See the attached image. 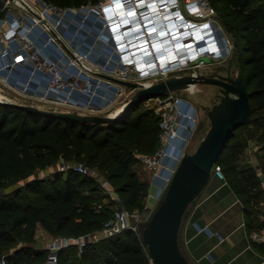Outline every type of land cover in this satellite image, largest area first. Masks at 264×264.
<instances>
[{
	"label": "trees",
	"instance_id": "16d2710c",
	"mask_svg": "<svg viewBox=\"0 0 264 264\" xmlns=\"http://www.w3.org/2000/svg\"><path fill=\"white\" fill-rule=\"evenodd\" d=\"M44 1L60 7L86 3ZM208 2L220 21L217 37L221 45L225 46L227 36L232 42L251 105L247 124L232 134L215 164L241 203L245 228L251 234L259 229L260 203L264 202L260 179L264 177V0ZM86 26L92 32L83 31L73 44L86 51L99 36L104 45L102 51L95 49L101 55L100 60L110 55L116 59L107 33L99 35V24L89 20ZM67 34L72 32L69 30ZM29 36L46 57L55 60L63 57L54 44H46L47 33L36 28ZM15 47L21 48L18 44ZM30 69V65L25 69L17 67L10 79L26 82V71ZM106 92L104 85L96 87L93 104L103 105L101 96ZM74 95L86 100L78 92ZM144 103H137L111 124L74 122L0 104V260L5 264H46L48 250L33 247L38 224L52 235L78 238L99 231L110 217V209L96 207L102 193L93 178L71 170L56 172L48 178L36 176L39 171L56 167L61 160L80 163L99 173L122 198L129 213L144 211L142 197L148 189L145 192V182L134 168L141 164L140 155L153 154L159 147L158 116L153 109L143 108ZM242 130L252 132L251 138L260 144L255 166L243 162L247 143L235 139ZM144 247L140 236L127 229L86 243L80 252L75 245L62 249L57 253L56 264H151Z\"/></svg>",
	"mask_w": 264,
	"mask_h": 264
},
{
	"label": "built area",
	"instance_id": "2783aa9c",
	"mask_svg": "<svg viewBox=\"0 0 264 264\" xmlns=\"http://www.w3.org/2000/svg\"><path fill=\"white\" fill-rule=\"evenodd\" d=\"M17 1L5 0L4 8L0 11V77L7 86L13 90L18 89L25 97L56 103L85 114L107 113L122 95L123 88L82 70L75 59L93 71L127 81L133 75L135 82L145 83L171 73L185 72L190 65L206 57L212 60L223 59L230 46L232 47L228 37L225 38V46L221 45L217 37L221 27L217 21L207 18L208 12L212 10L208 0H98L96 3L86 2L78 7H60L44 0H19L32 16L25 23L9 11L6 12L8 4ZM89 20L99 24V35L107 33L108 42L117 54L116 59L110 55L105 57L106 60H100L101 55L95 51L103 50L104 45L99 36L86 51H81L73 44L83 31L92 32L91 28L86 26ZM42 21H45L64 42L74 58L66 53L52 34L48 35L46 44H54L63 57L55 60L43 55L41 48L29 36L39 24L45 27ZM69 30L72 34H67ZM157 31L165 35L151 38V34ZM194 34L200 39L211 37L216 48H211L205 57L202 56L203 53H198L199 47L195 43L188 45L186 53L164 49V56L161 58H156L150 50L149 45L160 39L168 47L182 35L193 37ZM145 42L148 44L142 46ZM188 42L190 43L191 39L183 41L184 44ZM16 44L21 48H16ZM11 47L14 50L10 49ZM143 60L146 63L152 60L156 65L152 67L154 65L149 63L142 67L139 63L144 62ZM112 61L115 65L110 66ZM26 65L31 66V69L26 71V82H13L10 79L13 71L17 67L25 69ZM103 85L107 91L101 96L104 104L97 106L93 104L92 98L96 87ZM112 86L116 89L112 90ZM75 92L80 93L86 100H80L74 95ZM156 98L158 104L152 109L158 116L159 147L153 154L140 155L139 160L149 174L150 187L156 189L154 194L148 193L147 198L152 197L158 201L185 154L184 148L196 121V111L188 99L178 97L175 93ZM182 131L186 134H182ZM57 166L63 173L71 170L82 175H91L94 172L80 163H67L63 160ZM212 174L224 180L219 167L215 166ZM97 183L102 200L96 207L110 209V217L95 233L78 238L58 236L46 244L44 248L49 252L46 264H56L57 253L71 245H75L80 252L86 243L98 242L127 229L140 236L141 225L146 223L152 214L150 207H144V218L140 219V213H129L125 209L122 198L104 178L97 179ZM260 219L264 223V203L260 204ZM249 237L253 242L264 243V226L258 231H253ZM0 264H5L4 260L1 259Z\"/></svg>",
	"mask_w": 264,
	"mask_h": 264
},
{
	"label": "water",
	"instance_id": "95a60500",
	"mask_svg": "<svg viewBox=\"0 0 264 264\" xmlns=\"http://www.w3.org/2000/svg\"><path fill=\"white\" fill-rule=\"evenodd\" d=\"M4 5L5 0H0V11ZM42 24L56 38L66 53L74 58L68 47L47 23L42 21ZM75 62L79 68L93 76L131 90V95L113 114L61 111L21 104L7 99H0V104L74 122L111 124L125 116L131 108L145 99L175 92H186L190 95L199 83L212 84L220 88L219 102L206 111L209 120L207 132L194 152L183 155L162 198L140 230L141 242L146 247L152 264H190L179 244V233L186 210L212 176L216 161L232 134L246 125L251 115L249 95L242 73L238 72L232 78L229 70L226 76L203 75L193 70L176 72L152 82L141 83L93 71L78 59H75Z\"/></svg>",
	"mask_w": 264,
	"mask_h": 264
},
{
	"label": "crops",
	"instance_id": "0c3cea01",
	"mask_svg": "<svg viewBox=\"0 0 264 264\" xmlns=\"http://www.w3.org/2000/svg\"><path fill=\"white\" fill-rule=\"evenodd\" d=\"M61 111L74 110L67 108ZM260 179L264 190V177L260 176ZM150 199L152 197L147 199L148 202ZM259 221L262 224L259 223L258 230L264 226L260 217ZM249 235L241 203L226 181L212 174L181 224L179 239L184 255L190 264H264V251L261 250H264V243L253 242ZM47 236L51 241L58 237L38 224L33 247L44 248L51 242H43L42 238Z\"/></svg>",
	"mask_w": 264,
	"mask_h": 264
},
{
	"label": "rangeland",
	"instance_id": "374dc122",
	"mask_svg": "<svg viewBox=\"0 0 264 264\" xmlns=\"http://www.w3.org/2000/svg\"><path fill=\"white\" fill-rule=\"evenodd\" d=\"M85 1L86 2H92V0H85ZM7 11H9L14 17L22 19L23 23H25V21H27L28 19L30 20L32 18V16L28 13V10L25 9V7L22 6L21 3H19V1H17V3L10 2L7 6L6 12ZM207 18L211 21L212 20L217 21L218 24L220 22L217 18L216 11L213 9L208 12ZM37 28L40 29L41 31L47 33V35L50 36L51 33L49 32V30L45 29V27L43 25L39 24V26H37ZM150 37L153 38V36H150ZM193 37L196 39L200 38L198 35H195V34L193 35ZM229 40H230V38H229ZM20 43H21L20 45L23 46V43L22 42H20ZM10 49H13V48L11 47ZM240 69L241 68L237 64L236 55L233 53L232 47L230 46L228 53L226 54V56L223 59L212 60V59L206 57L203 60L198 61L197 63L190 65L185 72L196 70L197 72H199L203 75L226 76V75H228V70H229L230 76L232 78H234L237 75V73L241 71ZM154 79H158V77L154 78ZM154 79H151V82L154 81ZM128 81H134V76L131 75L130 80H128ZM5 87H7V89H5ZM8 88L9 87L7 86V84L0 77V99H7V100L15 101V102L21 103V104H30V105L37 104V105H41L43 108H47V109L61 110V109H67L68 108L66 106H60L56 103H51V102H47V101L38 102V101L32 100L28 97H25L24 95L21 94V91H19L18 89L13 90L12 88H10L9 92H8ZM131 93H132L131 90H129L127 88H123L122 89V95L119 97L118 101L114 104V106L107 113H102V114H113L123 104V102H125V100L131 95ZM219 93H220L219 88L217 86L212 85V84H205V83L197 84L196 87H194V92L190 95L186 92H175L176 96L184 98V99H188L191 102V104L194 106V109L196 111V121L192 125L191 133L188 137V141L186 142V145L184 148L185 153L194 152L198 143L200 142V140L203 138V136L207 132V130L209 128V120H208V117L206 115V111L209 110L214 104L219 102V96H218ZM144 101H145V103L143 104V108L149 107L152 109V108H155L158 104L157 98L156 99H152V98L151 99H145V100H143V102ZM251 133L252 132H247L246 130H242L240 132V134L235 137V139H238V140L241 139L243 143H247V146H246V148L243 152V155H242L244 164H247L246 163L247 161L248 162L251 161L250 164L251 163L257 164V161H258L257 155H259V153H260L258 150L260 147V144L251 138ZM134 169H136L139 177L145 182V192L148 189V191L146 193L147 195L144 193V195L142 197V203H143L144 207L146 205H148L150 207L151 212H153L160 199L158 201H155L152 198L148 202L147 197H148V193H150V191H149L150 189H151L152 194H154L156 192V189H155V187H150L149 174L145 170L144 166H142V164H137ZM56 172L63 173V172L59 171L58 166H56L53 168H48L46 170L39 171L36 173V176L48 178L50 175H52ZM86 176L93 178L96 182H97V179H99L101 177L100 174L97 173L96 171H94L91 175L89 174ZM84 193H86V191H84ZM200 195H201V193L188 206L187 213L191 210V208L193 207L195 202L198 200ZM143 214L144 213L138 214V215H140V219L144 218ZM242 231H244V227L242 228ZM38 235L41 237L40 232L38 233ZM42 240H43V242H49V241H51V238L47 236L44 239L42 238ZM179 244H180L181 249L183 250L182 242L180 241ZM144 249L146 250L145 247H144ZM150 263H151V260H150Z\"/></svg>",
	"mask_w": 264,
	"mask_h": 264
},
{
	"label": "clouds",
	"instance_id": "9594fccd",
	"mask_svg": "<svg viewBox=\"0 0 264 264\" xmlns=\"http://www.w3.org/2000/svg\"><path fill=\"white\" fill-rule=\"evenodd\" d=\"M162 35H165V33H161L159 31H157L155 33L153 32L151 34V36H153L154 38H160V37H162ZM171 37H173V36H171ZM185 39H191V42L190 43L188 42L187 44L186 43L184 44L183 41ZM191 43H195L196 45H198V47H199L198 53L199 54L203 53V55H202L203 57H205L209 53V50L211 48H213V47L216 48V44L214 43V41L211 40V37L202 38V39H200V38L196 39V38H194V37H192L190 35H185V36L182 35L181 38H179V40H174V42L170 43L168 45V47L163 44L161 39H160V41H158L156 43H152L149 46H150V50L153 52L154 56L156 58H159V57L161 58L162 56H164L163 55L164 49H170V50H172V52L178 51L180 53H186L187 50H188V45H190ZM164 62H165V60H164ZM149 63L154 65L152 67H155V65H156L152 60H151V62H148V63H146L145 61L144 62H140L139 65L142 66V67H146Z\"/></svg>",
	"mask_w": 264,
	"mask_h": 264
},
{
	"label": "bare ground",
	"instance_id": "6f19581e",
	"mask_svg": "<svg viewBox=\"0 0 264 264\" xmlns=\"http://www.w3.org/2000/svg\"><path fill=\"white\" fill-rule=\"evenodd\" d=\"M18 1H19V0H18ZM146 44H148V42H145L144 44H142V46H143V45H146Z\"/></svg>",
	"mask_w": 264,
	"mask_h": 264
},
{
	"label": "flooded vegetation",
	"instance_id": "af4514ba",
	"mask_svg": "<svg viewBox=\"0 0 264 264\" xmlns=\"http://www.w3.org/2000/svg\"><path fill=\"white\" fill-rule=\"evenodd\" d=\"M219 88V87H218ZM219 90H220V88H219ZM220 92V91H219ZM219 96V95H218Z\"/></svg>",
	"mask_w": 264,
	"mask_h": 264
}]
</instances>
